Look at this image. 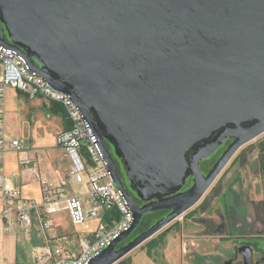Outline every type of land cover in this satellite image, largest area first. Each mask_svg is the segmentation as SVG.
Segmentation results:
<instances>
[{"label":"water","instance_id":"1","mask_svg":"<svg viewBox=\"0 0 264 264\" xmlns=\"http://www.w3.org/2000/svg\"><path fill=\"white\" fill-rule=\"evenodd\" d=\"M0 45L78 106L133 214L87 264H114L175 220L264 132V0H0ZM155 211L167 214L122 243ZM238 251V264L258 263Z\"/></svg>","mask_w":264,"mask_h":264},{"label":"crops","instance_id":"2","mask_svg":"<svg viewBox=\"0 0 264 264\" xmlns=\"http://www.w3.org/2000/svg\"><path fill=\"white\" fill-rule=\"evenodd\" d=\"M6 122L9 135L23 145L19 151L7 152L4 164L7 179L20 196L40 202V184L33 177L36 171L66 194L81 193L88 208L82 185L73 183L71 191L66 189L69 162L56 142L57 133L68 128L61 106L41 94L31 97L9 87ZM22 159L31 162L25 167ZM209 188L181 217L136 247L143 249L114 264H238L241 247L250 249L253 263L264 264V132L239 147ZM8 218L15 221L16 213ZM49 218L51 225L45 228L41 210L34 208L29 225L16 224L10 232L0 230V264H32L41 247L54 250L62 246L75 253L67 241L78 242V226L71 224L65 210Z\"/></svg>","mask_w":264,"mask_h":264},{"label":"built area","instance_id":"3","mask_svg":"<svg viewBox=\"0 0 264 264\" xmlns=\"http://www.w3.org/2000/svg\"><path fill=\"white\" fill-rule=\"evenodd\" d=\"M0 66V230L10 232L16 224L29 225L30 211L34 208L41 210L42 224L46 228L51 225L49 216L65 210L72 225L85 227V231L78 235V252L66 251L62 246L54 250L41 247L32 264H87L91 257L130 227L133 214L127 199L111 177L96 133L74 101L32 71L26 58L16 49L0 45ZM7 87L28 92L31 97L41 94L61 106L68 128L57 133L56 142L63 148L69 162L66 182L85 188L88 208L81 193L66 194L61 186L36 171L33 177L40 184V202L22 198L18 189L9 183L4 170L6 154L21 150L23 145L7 131ZM30 162L29 159L20 160L25 167ZM32 169L36 170L34 163ZM11 212L16 213L15 221L8 218Z\"/></svg>","mask_w":264,"mask_h":264},{"label":"flooded vegetation","instance_id":"4","mask_svg":"<svg viewBox=\"0 0 264 264\" xmlns=\"http://www.w3.org/2000/svg\"><path fill=\"white\" fill-rule=\"evenodd\" d=\"M216 133H214L212 136H214ZM211 137L207 138L206 140L204 141H208L210 140ZM204 141H200L198 144H201L202 142ZM232 141V139H226V141L221 145L219 146L216 151L211 155L209 156L207 159L205 160H202L200 163H199V167L202 171L203 174H206L208 172V170L211 168V166L215 163V161L218 159V157L221 155V153L224 151V149L230 144V142ZM197 144V145H198ZM193 148L190 149L187 153H186V157L188 158L191 153L193 152ZM115 164H116V168H117V172H118V175H119V178L121 180V183L123 184L124 188L127 190V192L129 193V195L131 196V198L135 201V203L139 206H141L143 204V201H141L139 198H135L133 196V193H132V190L130 188V185L127 184L126 182V179H125V174L119 169L118 167V163L114 160ZM191 180V177L188 176L187 177V180H186V183L185 185L180 189L181 191L183 190H186L191 184L192 182L190 181ZM155 214V215H153ZM167 214V211H155V212H150V213H147L145 214L142 218H141V221L139 224H141L142 222H146L147 221V218L148 217H153V219L149 220V224L143 228L141 231L145 230L148 226H150L152 223H154L156 220H158L159 218H161L162 216L166 215ZM140 231V232H141ZM138 232V233H140ZM137 233V234H138ZM132 234V233H131ZM137 234H134V235H131L127 241H129L130 239H132L133 237H135ZM126 241V242H127Z\"/></svg>","mask_w":264,"mask_h":264},{"label":"rangeland","instance_id":"5","mask_svg":"<svg viewBox=\"0 0 264 264\" xmlns=\"http://www.w3.org/2000/svg\"><path fill=\"white\" fill-rule=\"evenodd\" d=\"M8 89H9V87H7L6 91H7ZM5 101H6V98H5ZM109 150H110V152H111V155H112L113 159L118 163V167H119V169L124 173V171H123V168H124L123 163H122V161H121L119 158H117V156L115 155V152H114L113 147L110 146V147H109ZM125 179H126L127 184L130 185V183H129L128 179L126 178V176H125ZM66 189H67L68 191H71V189H70L68 183L66 184ZM75 189H80V185H75ZM209 189H210V188H209ZM132 193H133V196H134L135 198H138L137 195H136V193H135V191L132 190ZM153 215H155V214H153ZM153 217H154V216H152V217H151V216L148 217V218H147V221L145 222L144 225H143V224H142V225H141V224H138V225L132 230V235L137 234V233L140 232L143 228H145V227L149 224V220L153 219ZM180 217H181V216H180ZM84 231H85V227L82 226V225H80V226H78V230H77L76 235H77V234H82ZM76 235H74V236H76ZM67 242H68L69 246L71 247L72 251L75 252V253H77V252H78V249H79L78 242L75 243V242H72V241H69V240H68ZM143 248H144V246H141V248H136L135 250H133L132 252H130L129 254H127L123 259H127V258L133 256V254H134L135 252H137V251H139V249L141 250V249H143ZM151 254H152V253H151ZM229 254H230V253H229ZM218 264H224V263H218Z\"/></svg>","mask_w":264,"mask_h":264},{"label":"trees","instance_id":"6","mask_svg":"<svg viewBox=\"0 0 264 264\" xmlns=\"http://www.w3.org/2000/svg\"><path fill=\"white\" fill-rule=\"evenodd\" d=\"M142 224L144 225L145 223L142 222L141 225H142ZM131 235H132V234H130V236H131ZM130 236H129V237H130ZM129 237H128V238H129ZM126 241H127V239H126L125 241H123L122 243H124V242H126Z\"/></svg>","mask_w":264,"mask_h":264}]
</instances>
